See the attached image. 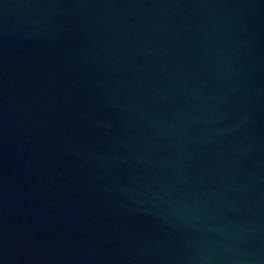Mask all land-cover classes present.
<instances>
[{
	"label": "water",
	"instance_id": "95a60500",
	"mask_svg": "<svg viewBox=\"0 0 264 264\" xmlns=\"http://www.w3.org/2000/svg\"><path fill=\"white\" fill-rule=\"evenodd\" d=\"M0 264H264V0H0Z\"/></svg>",
	"mask_w": 264,
	"mask_h": 264
}]
</instances>
